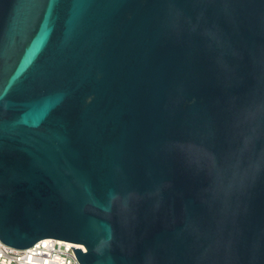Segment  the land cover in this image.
<instances>
[{
	"label": "water",
	"instance_id": "water-1",
	"mask_svg": "<svg viewBox=\"0 0 264 264\" xmlns=\"http://www.w3.org/2000/svg\"><path fill=\"white\" fill-rule=\"evenodd\" d=\"M79 264H264V0H0V241Z\"/></svg>",
	"mask_w": 264,
	"mask_h": 264
},
{
	"label": "built area",
	"instance_id": "built-area-1",
	"mask_svg": "<svg viewBox=\"0 0 264 264\" xmlns=\"http://www.w3.org/2000/svg\"><path fill=\"white\" fill-rule=\"evenodd\" d=\"M70 246L85 251L82 244L53 238L41 239L24 249L0 241V264H79Z\"/></svg>",
	"mask_w": 264,
	"mask_h": 264
}]
</instances>
